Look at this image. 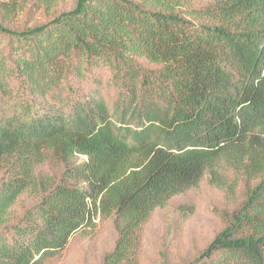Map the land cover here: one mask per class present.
Here are the masks:
<instances>
[{"label":"trees","instance_id":"trees-1","mask_svg":"<svg viewBox=\"0 0 264 264\" xmlns=\"http://www.w3.org/2000/svg\"><path fill=\"white\" fill-rule=\"evenodd\" d=\"M201 1L77 0L0 27V264H43L96 215L117 232L103 264H137L150 215L228 168L256 183L193 264H264V0ZM49 157L57 180L36 173ZM27 190L39 202L10 221Z\"/></svg>","mask_w":264,"mask_h":264},{"label":"rangeland","instance_id":"rangeland-1","mask_svg":"<svg viewBox=\"0 0 264 264\" xmlns=\"http://www.w3.org/2000/svg\"><path fill=\"white\" fill-rule=\"evenodd\" d=\"M77 0H0V27L13 31L31 29L46 24L74 8ZM204 1L195 2L196 6ZM14 42L10 35L0 34V53ZM95 79L110 107L116 102V90L108 83V72L95 69ZM83 83L85 92L91 85ZM85 158H70V164H79ZM61 160L49 157L36 169L40 176L57 180L63 172ZM222 185H214L205 175L196 188L173 197L168 205L156 209L142 225L137 264H193L196 258L225 228L240 209L246 186H253L241 171L230 168L219 171ZM40 195L25 191L10 209V221L21 218L38 202ZM117 232L111 218L94 216L93 225L75 233L65 249L43 264H103V258L114 246Z\"/></svg>","mask_w":264,"mask_h":264}]
</instances>
